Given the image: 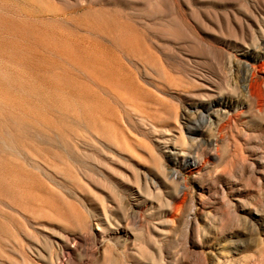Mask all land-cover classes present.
<instances>
[{"label": "rangeland", "instance_id": "1", "mask_svg": "<svg viewBox=\"0 0 264 264\" xmlns=\"http://www.w3.org/2000/svg\"><path fill=\"white\" fill-rule=\"evenodd\" d=\"M37 5L125 70L77 67L63 105L0 116V264H264V0ZM13 50L0 88L42 86Z\"/></svg>", "mask_w": 264, "mask_h": 264}, {"label": "bare ground", "instance_id": "2", "mask_svg": "<svg viewBox=\"0 0 264 264\" xmlns=\"http://www.w3.org/2000/svg\"><path fill=\"white\" fill-rule=\"evenodd\" d=\"M9 1L10 0H0V45L7 46L10 44L11 49L14 47V50L10 51L9 53H11V52L16 53L17 51L21 52V54L23 55L25 60H27V59L31 60L33 58H35V59L37 58L39 63H43L42 66L44 65V70L49 72L48 75L53 76L52 79H54L55 77L60 78V79L62 78L68 83V85H67L68 88H70V87H72V88H70L71 91H68V89L66 90L67 86L65 84H63V85H65L66 87L61 85L60 82H58V84H56L57 82L56 83L52 82L53 80L45 77V74H47V72L42 74V76L39 77L43 81L42 86H41L40 82H36V84H32V83L27 82L26 79L21 80L19 77H17L19 80L18 79L15 80V78H13V76L11 77V75H10L11 81H9V82H11V84L16 82L15 85H17L18 88H17V86L15 87V85L13 87V85H11L10 83H9V86H10L9 88H7V89L0 88V91L2 89L4 95L6 94V98H4V99H7L5 101L6 102L5 104L8 106L6 111H3L1 109V106H0V116H5L6 118H8V120L9 119L11 120V118L12 119H16V117L21 118L22 115H26V116L31 115L32 116V115H36V114H42V112L44 113V111H47L49 113V111L55 110V108L58 105H61V104L63 105V103L58 104L56 99L58 97H59L58 99H60L61 96L63 98L69 92H70V94H72L71 92H74V90H73L74 88L79 86V84L81 86V82L77 78L78 76L76 77V75H74V70L77 67L80 69H83V70H88L90 67H92L95 71H97V70L100 71L101 69H105L107 72H109L113 76H116L118 73H122L125 70V68H124L125 65H123L119 61L120 59L115 55L116 53L113 54L111 52L112 50L110 48H109L110 49L109 50L106 46H104L106 44L105 42H104L105 43L104 44L100 41H90L87 38V36H83L84 34L82 36H79L76 34L77 32L73 33V32H69L67 30L65 31V30H61L59 28L51 27L50 22L48 21L49 19H45L42 17V14L44 12L45 7H44V9H42L37 5V2L39 0H27L29 2V5H26V4L19 2L21 0H18V2L16 0L17 4L15 3L16 4L15 8L13 7L14 5L12 6L14 9H12V7H11V5L14 3H12L9 6V3H8ZM11 2H12V0H11ZM87 23H85V24H87ZM90 26L88 25V27H90ZM78 33H79V31H78ZM96 40H98V39H96ZM9 47H7V48H9ZM2 49H1V51H5ZM6 53H8V51ZM9 53L7 55H9V56L13 55V54L10 55ZM117 55H118V53H117ZM16 56H18L17 53H16ZM19 57L20 56H18V58ZM25 60H24V62H25ZM15 62H17V61H15ZM28 62H26V63H28ZM4 65H6V64H4ZM36 65H37V63H36ZM21 66L23 67V65H21ZM21 66H19V67H21ZM41 67H39V68L41 69ZM33 68H34V66H33ZM36 68H37V66H36ZM4 69H5V71H6V69L9 70V68H4ZM126 69H128V68H126ZM12 71L14 72V70H12ZM21 73H20V75H21ZM15 76H17V75H15ZM24 76H25V74H24ZM36 77H37V75H36ZM130 77L125 76V79H123L124 77H116L114 79H118L121 81L120 78H122L123 82L125 81L127 84H131V83H133V79ZM22 78H23V76H22ZM39 78H37V79H39ZM54 80H56V79H54ZM3 81H4V79L1 82H3ZM17 81H19V82L17 83ZM3 84L6 85L5 83H3ZM7 85H8V83H7ZM2 87H4V86H2ZM86 87L88 88L87 85L85 86V89H86ZM77 91L79 93L81 91V89H80V91H79V89ZM86 91L89 92V90H87V89H86ZM94 93H95V91H94ZM0 94H1V96H3L2 93H0ZM1 96H0V101L2 99ZM69 98H70V96H69ZM71 98H72V96H71ZM80 98H82V97H80ZM95 98L98 99L99 96L96 95ZM66 99H67V95H66ZM76 99H78V98H76ZM63 100H64V98H63ZM68 100H70V99H68ZM104 100L105 99H103V101ZM79 102H80V99H79ZM84 103H86V102H84ZM96 103L98 104V101ZM103 105L105 106V104H103ZM90 106L91 105H89V107ZM92 106H93V104H92ZM100 106H102V105H100ZM63 107H67V106H63ZM89 109H92V108H89ZM60 110H61V108H60ZM93 111H94V109L91 112H93ZM44 115H46V113ZM0 136L1 137L6 136V132H5V129L3 127L0 128ZM3 158L6 159L7 157L4 156ZM3 158L2 159L0 158V170H2V168L5 169V167L7 166L6 165L7 161L5 162L4 161L5 159L3 160ZM10 163L11 162H8V164H10ZM7 175H5V176H7ZM5 176H3L2 172H0V185L4 184V177ZM3 190H4V188H3Z\"/></svg>", "mask_w": 264, "mask_h": 264}]
</instances>
